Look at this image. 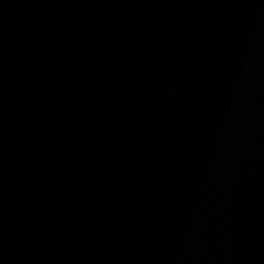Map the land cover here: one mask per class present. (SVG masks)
Returning <instances> with one entry per match:
<instances>
[{"label": "water", "instance_id": "95a60500", "mask_svg": "<svg viewBox=\"0 0 264 264\" xmlns=\"http://www.w3.org/2000/svg\"><path fill=\"white\" fill-rule=\"evenodd\" d=\"M0 264H264V0H0Z\"/></svg>", "mask_w": 264, "mask_h": 264}]
</instances>
